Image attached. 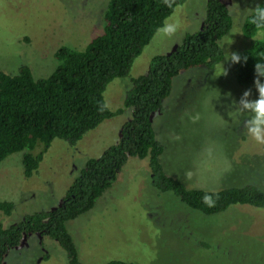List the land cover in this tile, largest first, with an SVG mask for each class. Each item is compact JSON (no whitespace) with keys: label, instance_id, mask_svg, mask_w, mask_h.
<instances>
[{"label":"rangeland","instance_id":"374dc122","mask_svg":"<svg viewBox=\"0 0 264 264\" xmlns=\"http://www.w3.org/2000/svg\"><path fill=\"white\" fill-rule=\"evenodd\" d=\"M263 0H226L234 19L221 41L226 76L214 70L191 69L175 79L163 111L153 116L157 140L163 145L161 164L168 176L189 189L220 191L255 185L264 191V145L245 133L250 114L237 106L243 93L258 98L255 87L238 84L237 64L226 53L251 47L243 36L247 16ZM110 0H0V72L16 75L28 66L36 79L50 76L62 47L84 50L102 33ZM207 0H188L182 27L170 39H152L134 62L127 78L109 84L104 97L113 111L123 107L130 79L149 72L155 56L173 53L187 34L203 28ZM132 111L103 122L76 146L55 140L38 172L24 176L22 153L0 164V203L14 204L10 216L0 211L8 228L35 213L62 205L66 192L89 159H97L119 143ZM190 174V175H189ZM149 159L130 157L115 184L89 213L69 222L82 264L119 260L136 264H264V211L236 206L207 217L191 210L173 193L153 187ZM5 264H69L59 244L31 235L11 250Z\"/></svg>","mask_w":264,"mask_h":264},{"label":"trees","instance_id":"16d2710c","mask_svg":"<svg viewBox=\"0 0 264 264\" xmlns=\"http://www.w3.org/2000/svg\"><path fill=\"white\" fill-rule=\"evenodd\" d=\"M187 1L177 0L182 5ZM225 1L207 0L203 28L187 34L170 55L153 57L148 74L130 79L123 107L117 110L107 106L105 91L114 80L130 75L155 29L170 14L162 0H110L102 33L84 50L60 47L55 53L57 67L47 78L36 79L28 66L21 67L16 75L0 72V164L22 153L27 179L38 172L55 140L74 147L106 120L132 111L131 119L122 127L119 143L86 162L59 208L27 216L8 228L0 223V264H5L9 252L24 238L37 234L56 241L66 252L69 264H82L68 224L95 208L130 157L148 158L153 187L161 193H173L204 216H217L236 206L264 211V191L255 185L214 192L189 189L168 176L161 164L164 147L157 140L152 122L153 116L163 111L176 78L191 69L214 70L223 62L221 41L234 26ZM258 5L264 7V0ZM252 15L247 16L242 28L243 36L252 41L251 47L239 53L241 62L235 68L238 84L245 87H255L254 66L264 63V35L250 23ZM206 194L213 197L215 206L203 203ZM13 210L12 202L0 203L5 215L10 216ZM107 264L136 263L114 260Z\"/></svg>","mask_w":264,"mask_h":264},{"label":"clouds","instance_id":"9594fccd","mask_svg":"<svg viewBox=\"0 0 264 264\" xmlns=\"http://www.w3.org/2000/svg\"><path fill=\"white\" fill-rule=\"evenodd\" d=\"M165 7L171 10L170 14L165 17L162 24L155 29L153 39L160 38H173L175 37L182 27L181 13L184 6L177 2V0H162ZM253 15L250 18V23L254 25L258 34L264 35V7L257 5L251 10ZM225 61L232 64H239L241 56L238 53H226ZM244 62H247V57H244ZM216 71L215 75L226 76L228 73L224 68V63L214 66ZM255 69V88L258 91V98L255 100L250 99L252 92L247 90L243 93L239 102L233 101L237 106V111L240 113H249V118L244 122V129L246 135L257 144L264 145V83L261 78H264V63L257 62L254 66ZM190 175V174H189ZM203 203L209 207L215 206V200L211 195H205ZM218 199V197H217Z\"/></svg>","mask_w":264,"mask_h":264}]
</instances>
